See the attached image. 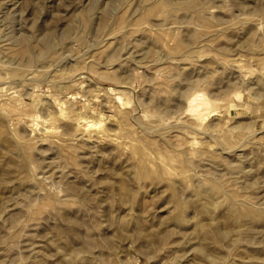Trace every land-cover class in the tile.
<instances>
[{
  "label": "rangeland",
  "instance_id": "obj_1",
  "mask_svg": "<svg viewBox=\"0 0 264 264\" xmlns=\"http://www.w3.org/2000/svg\"><path fill=\"white\" fill-rule=\"evenodd\" d=\"M0 264H264V0H0Z\"/></svg>",
  "mask_w": 264,
  "mask_h": 264
}]
</instances>
